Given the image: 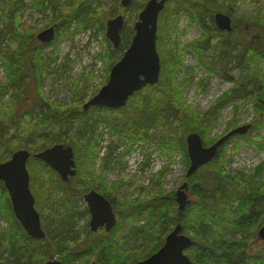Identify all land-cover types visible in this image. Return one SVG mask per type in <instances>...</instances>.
<instances>
[{
	"label": "trees",
	"instance_id": "trees-1",
	"mask_svg": "<svg viewBox=\"0 0 264 264\" xmlns=\"http://www.w3.org/2000/svg\"><path fill=\"white\" fill-rule=\"evenodd\" d=\"M0 1L6 6V11L0 17V40L8 39L3 43L0 54L3 57V68L8 79L17 91L11 95V109L14 105L15 113V104L21 98L20 88L22 89L24 80L33 81L36 87L33 111L43 117L37 120L38 124L33 129H26L23 123L27 120V115L31 114L30 112L17 115L10 109L9 115L5 116L0 111V164L7 161L18 150H26L30 153L26 164L29 188L45 234L42 240H34L27 236L12 215L9 196L0 182V214H3L2 207H4L6 215L11 219L9 230L0 237V264H44L52 258L62 264H132L148 258L159 250L166 235L177 224L181 225L182 234L193 241V246L185 252L192 264H264V247L259 252L247 253L249 241L256 236V232L264 224V182L261 185L258 182L262 177L264 163L254 168L251 175L228 174L220 164V156L227 145V140L217 149L209 163L200 167L193 175L184 177L183 182H187L189 186L190 203L183 211L177 208L175 190L165 196L157 192L151 193L143 200L127 201L118 211L110 190L119 183L107 186L102 176L95 174L93 167V163L98 160L97 144L102 135L97 132L99 125H104V128L129 141L127 153L132 150L133 145L152 141L154 138L150 133L157 128L162 132H164V126L169 127L168 132L177 129V136L173 135L176 139L166 136L161 148L167 156H172L174 151L181 150L186 166L189 161L184 150L186 137L192 133L198 134L204 147L219 140L220 138L207 140L208 131L212 128L207 119L217 118L220 109L229 104L235 105L240 99L251 98L253 109L260 112L258 114L260 118L257 117L255 124H249L248 132L250 134L256 129L264 130V93L252 94V90L256 91V88L254 85H249L251 81L247 83L238 81L232 89L217 98L203 115L188 112L181 97L178 96L179 88L186 86L188 82V77L185 75L182 78L183 82L177 84L178 63H181V59L176 57L174 61L166 62L161 51L164 32H173L182 14L188 16L190 23L195 22L201 27L205 33L203 40L211 45L212 37L207 32L227 35L225 31L216 28L213 21L214 15L222 13L233 19L234 13L240 9V1L243 0H167L166 2L171 3L166 8L170 13L166 14L164 22L158 24L156 33L157 53L161 58L157 83L135 92L124 108L108 110L90 106L86 111L59 108L56 104L47 103V100L42 97L41 82L51 61L44 56V50L58 42L63 32L90 33L92 31L94 39L100 33H104L105 23L98 22V11L92 5L93 1L99 0H80L78 7L67 14L65 13L67 8L64 11L59 6L61 0ZM66 1L68 5L73 3V0ZM119 1L114 0L117 4ZM249 1L254 4L256 0ZM132 3L127 8L136 5V2L133 5ZM27 7L39 13L50 10L53 14L48 25L44 27L55 26V36L51 43L40 44L35 40L34 33L22 27L21 19ZM143 7L144 5L141 8ZM111 11L107 18L112 17ZM124 11L125 8L121 10V13ZM263 11L261 7L254 8V12L246 16L244 28L249 26L254 30L258 29L259 33H264ZM158 17L161 20L163 13L161 12ZM60 19L62 22L55 25V20ZM126 28L127 26L124 25L120 32L121 43L117 49H113L103 35L102 39L108 47L103 59L109 60L104 83L107 82V74L114 65L113 59L118 61L130 44V36L124 35ZM231 31L236 32L234 22H232ZM199 43L188 48L192 46L200 48L203 55L208 46L199 47ZM254 44L247 47L255 49ZM219 47L227 48L226 54L231 53L227 41L219 42L216 48ZM223 48H219L220 52ZM232 49H234L233 46ZM235 51L239 50L235 49ZM236 57L233 56V59ZM257 57L260 58V55L251 53V58L246 60L245 72L255 73L259 65ZM233 59L232 56L227 59L228 63L233 64ZM218 61H225L223 55L211 62H200V66L212 76L225 75L224 69L215 67ZM244 75L247 76L246 73ZM6 92L2 90L0 93V102ZM86 93L87 87L83 94H78L82 98ZM180 114L188 116L187 125L185 123L182 125L183 120ZM10 122H13L12 127H9ZM87 138L88 140L85 141ZM248 138L249 135L243 136L244 144L252 143L264 151V137L259 141L248 140ZM62 143L72 147L76 163V175L68 178L66 182H63L47 165L33 157L53 145ZM120 144L121 140L107 146V152L100 161L103 170L113 167L114 163L120 161V157L113 155ZM206 171L215 177L211 187L210 178L207 174L204 175ZM163 173H165L164 170ZM161 175L163 174L159 173L158 176L161 177ZM155 179L153 184L157 183V178ZM42 185H44V191H37ZM90 190L106 198L116 213L117 223L109 232L103 230H99L103 233L90 232L89 213L83 204V197ZM58 192L61 193L59 203H52L54 194ZM40 194L45 200L48 196L46 205L55 204L54 210L51 209L47 213L44 211L45 214L41 211L43 200L42 203L39 202ZM240 208L242 211L238 212ZM81 219H84L86 223L80 233L76 231V224ZM124 231H126L125 234ZM80 234H83V238H80ZM130 237H136V245L133 251L123 252V244ZM143 242L147 249L140 252L137 249Z\"/></svg>",
	"mask_w": 264,
	"mask_h": 264
},
{
	"label": "rangeland",
	"instance_id": "rangeland-1",
	"mask_svg": "<svg viewBox=\"0 0 264 264\" xmlns=\"http://www.w3.org/2000/svg\"><path fill=\"white\" fill-rule=\"evenodd\" d=\"M26 1L30 2V0ZM147 1L148 0H133V3L136 2V5H133L132 3L133 6L126 8L123 13H121L123 8L120 5V1L119 4H117L114 0H99L97 2L93 1L92 5L98 11L99 23H105L106 20L109 19L107 17L111 10H113L111 11L113 12L112 17L118 14L123 15L125 20L124 23L127 26L125 29L126 31L123 32L125 36H130L131 41L132 36L134 35L133 25L137 20V15L141 11V7L145 5ZM67 2L68 1L66 0H61V4H59L63 10L67 8L66 11L64 10L66 14L70 13L73 8H77L80 0H73L71 5H68ZM170 5L171 3L165 2L164 8L161 11L163 13V18L160 20V17H158L157 28L159 23L164 22L166 14L169 15L170 11L166 8ZM256 7H261L264 10V0H256L254 4L250 3L249 0L240 1V9L238 12L234 13V20L232 19V22L236 24V32H226L227 35L207 32V34L212 37L211 45H208V42L203 40L205 33L201 27L195 22L190 23V19L185 14L181 15L180 20L176 24V29H174L173 32H164L161 42V51H163L162 54L164 55L166 62L171 60L174 61V58L176 57L181 59V63H178L179 69L177 71V84L179 85L183 82L182 78L185 75L188 77L187 85L179 88L178 95L181 97V100L183 101L184 106H186L188 112L203 115L209 110L211 104L217 98L232 89L238 81L244 83L251 81V84L249 85H254V88H256V91L252 90V94L256 92L264 93V33L261 32L263 34L262 35L259 33L258 29L254 30L249 26H247L248 28L246 29L244 28V20L246 19V16L253 13L254 8ZM5 11L6 6L0 1V17L3 16ZM52 16L53 14L50 10L46 13H39L27 7L23 11L21 19L22 27L26 31L37 35L45 29L44 27L48 25V21ZM240 17L242 18L240 19ZM61 22L62 20L60 19L59 21L55 20L54 23L57 25ZM92 33V31L90 33H70V31L66 33L63 32L58 38V42L52 44L44 50V56L51 60L48 66V71L44 75V79L41 82L42 97L47 100V103L56 104L57 107L65 108L66 110H80L82 109V105L105 84L104 75L106 73V68L109 66V60L103 59V56L108 50L107 44L102 39L103 35L105 36V31L104 33H100L95 39L92 37ZM5 40L8 41V39L0 40V53ZM35 40H37L36 36ZM223 40L227 41L230 45L231 53L228 52V54H226L227 48L219 47L223 48L222 52H220L219 48H216L218 43ZM249 42H251V44H249ZM195 43H199V47L202 45L208 46L203 55H201L202 52L200 48H195L194 46L190 49L188 48L191 45H195ZM253 44V48L255 49L247 47L248 45ZM232 46L234 49H232ZM235 49L239 51L237 52ZM251 53H257L260 55V58L257 57L259 59L258 68L255 69V73L253 74H249L244 70L246 60L251 58ZM50 55L53 58L50 57ZM221 55H223V59L225 61H218L215 67L218 66L219 68L224 69L225 75L220 76L214 74L212 76L200 66V62H211L215 58L218 59V56L220 57ZM231 56L232 59L233 56H237L233 59V64L228 63L227 60L231 58ZM240 57L241 60L239 61ZM208 58L212 59L208 60ZM113 60L114 63L117 62V60L115 61V58ZM160 60L161 58L159 55V63L161 62ZM232 68L233 70L231 71ZM212 69L217 70L216 68ZM245 73L247 76L244 75ZM12 84L13 83L9 81L3 68V57H1L0 54V93L2 90L7 91L3 96V100L0 102V111L5 116L9 115V111L11 109V95L17 92L16 87L12 86ZM85 87H87V93L81 98V95L78 93L83 94ZM35 90L36 87L33 81L30 82L28 80H24L22 89L20 88L21 98L15 104V113H17V115L25 112L31 113L27 115V120L23 123V126H26V129H33V127L38 124L37 120L40 118L43 119L42 115L39 116L40 114H36V112L33 111L35 103V100L33 99L36 96ZM13 110L14 105L11 111L13 112ZM220 110L221 111L218 113L217 118L207 119L210 121L212 126V128L208 131L207 140L221 138L229 131L244 125H253L257 122L258 114H260L259 111L256 112L253 109V100L251 98L240 99L235 105L229 104ZM180 117L183 120L182 125L184 123L187 125L188 116L180 114ZM259 118L260 116L258 119ZM12 126L13 122H10L9 127ZM175 130L176 131L173 130L168 132L169 127L164 126V132H162V130L157 128L156 131L150 133L154 138L152 141L147 143H138L136 146L133 145L131 147L132 150L127 153L126 149H128L127 147H129L130 142L125 140L123 136L114 134L108 128H104V125H99L97 132L99 134L102 133V135H100V139L97 144L99 151L98 160L93 163V167L95 174L97 176H102L107 186L119 183V185H117L114 189L110 190L111 195L113 196L112 198L117 204L116 207L118 208V211L123 207L122 204L127 201L135 199L143 200L148 197V195H151V193L155 194L157 192H160L161 195L165 196L174 190L176 192L178 187L183 183L187 169L190 165V160L187 155L186 139L184 150L189 160L187 166L182 159L183 152L181 150H176L173 152L172 156H167L163 153L164 151L161 148V145L165 142L164 140L166 139V136L169 135L172 136L173 139H176V133L178 132L177 129ZM256 130H253L250 134L248 130L242 136L234 135L233 137H229V140L227 139V145L220 156V164L224 167L228 174L233 176L237 173L251 175L254 168L264 163V151L258 149V147L252 143L244 144L243 142V136L246 135H249L248 140H262L264 137V130ZM87 140L88 138L85 141ZM119 140H121V144L118 146L115 154L113 155L120 157V161L114 163L113 167L103 170L100 161L101 158H103V154L107 152V146ZM163 170L165 173H163ZM206 172L204 175L207 174L208 178H210L211 187L214 183L215 177ZM159 173L163 175L160 177L158 176ZM261 174L262 177L258 181L260 185L264 182V170ZM155 178H157V183L153 184L156 180ZM37 191H44V185L38 187ZM60 196V192L54 194V200L52 203L55 202V204H58ZM39 202L43 204L41 211H43L44 214L51 209L54 210L56 207L55 204L46 205L48 202V196L45 200V198H43L40 194ZM47 206H50L51 208H47ZM240 211H242L241 208L238 209V212ZM2 212L3 214H0V237L3 236L7 230H9L11 222V219H9L5 213L6 211L4 207H2ZM85 223L86 221L84 219L78 221L76 224V231H82ZM99 232L103 233V231ZM125 232L126 231H124V234ZM80 238H83V234H80ZM71 244L72 243L70 242V245ZM135 245L136 237H130L123 244V252L133 251L132 249ZM263 247L264 241L257 238L256 232V236L249 241L247 253L253 254L259 252ZM146 249V244L143 242L137 250L142 252ZM185 254L188 256L187 253Z\"/></svg>",
	"mask_w": 264,
	"mask_h": 264
},
{
	"label": "water",
	"instance_id": "water-1",
	"mask_svg": "<svg viewBox=\"0 0 264 264\" xmlns=\"http://www.w3.org/2000/svg\"><path fill=\"white\" fill-rule=\"evenodd\" d=\"M131 2L132 0H121L120 4L126 8ZM165 2L166 0L146 2L133 25L134 35L129 47L111 68L107 83L83 105V110H87L90 106L112 110L121 109L135 92L157 83L160 72L159 56L156 51L157 19ZM213 21L220 31L230 32L232 30V20L226 14L216 13ZM123 25L122 15L106 21L105 36L114 49L119 47L120 30ZM36 38L41 44H48L54 38V26L39 32ZM249 128V125H244L231 130L208 147L202 145L198 134H189L186 137V145L190 165L186 176L193 175L201 166L209 163L219 146L229 137L244 135ZM29 157L28 151L19 150L13 153L8 161L1 163L0 182L10 198L13 215L24 232L34 240H42L45 234L29 189V174L26 168ZM33 157L55 171L63 182L76 174L71 147H64L61 144L54 145ZM188 188V184L184 182L175 193V202L179 211H183L190 203ZM83 199L90 215V232L95 233L99 229L109 232L117 223L111 203L93 190L85 194ZM257 238L264 241V224L258 229ZM192 245L193 241L182 234V227L177 224L166 235L163 245L157 252L134 264H191L184 251ZM44 264L62 263L49 260Z\"/></svg>",
	"mask_w": 264,
	"mask_h": 264
},
{
	"label": "flooded vegetation",
	"instance_id": "flooded-vegetation-1",
	"mask_svg": "<svg viewBox=\"0 0 264 264\" xmlns=\"http://www.w3.org/2000/svg\"><path fill=\"white\" fill-rule=\"evenodd\" d=\"M132 2H133V0H132ZM129 5H130V4H129ZM129 5H128V6H129ZM128 6H127V7H128ZM144 6H145V5H144ZM127 7H126V8H127ZM126 8H125V9H126ZM138 14H139V13H138ZM118 15H120V14H118ZM118 15H116V16H118ZM116 16H114V17H116ZM137 16H138V15H137ZM114 17H112V18H114ZM123 18H124V16H123ZM109 19H111V18H109ZM124 22H125V20H124ZM124 25H125V23H124ZM124 25H123V27H124ZM105 27H106V26H105ZM122 29H123V28H122ZM122 29L120 30V32L122 31ZM120 39H121V35H120ZM120 43H121V40H120ZM119 45H120V44H119Z\"/></svg>",
	"mask_w": 264,
	"mask_h": 264
}]
</instances>
